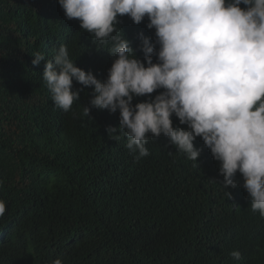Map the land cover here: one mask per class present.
I'll list each match as a JSON object with an SVG mask.
<instances>
[{
  "label": "trees",
  "instance_id": "16d2710c",
  "mask_svg": "<svg viewBox=\"0 0 264 264\" xmlns=\"http://www.w3.org/2000/svg\"><path fill=\"white\" fill-rule=\"evenodd\" d=\"M117 19L144 61L139 34L156 41L147 16L139 25ZM61 43L77 67L107 79L110 44L94 43L58 0H0V264H264V217L251 211L239 172L241 186L224 189L220 163L200 137L197 161L163 134L137 161L119 132V111L91 106L93 87L74 80L79 100L68 112L55 106L43 73ZM37 51L46 60L34 66Z\"/></svg>",
  "mask_w": 264,
  "mask_h": 264
},
{
  "label": "clouds",
  "instance_id": "9594fccd",
  "mask_svg": "<svg viewBox=\"0 0 264 264\" xmlns=\"http://www.w3.org/2000/svg\"><path fill=\"white\" fill-rule=\"evenodd\" d=\"M58 2L65 17L78 19L94 43L110 44L107 49L115 59L107 79L101 81L76 66L67 45L54 47L43 80L55 106L68 112L79 100L74 80L93 87L91 106L119 111V132L126 136V147L137 161L150 155L146 144L161 134L197 161L201 149L194 141L200 137L220 163L224 189L241 186L239 172L251 198V211L264 217V0ZM125 15L137 25L147 16V28L155 29V43L139 34L144 61L117 28L118 16ZM32 55L34 66L46 60L39 51ZM153 56L158 62H153ZM158 89L163 91L152 97ZM142 96L148 99L133 104L134 97ZM89 112L84 107L85 115ZM173 116L187 128L174 126ZM107 131L118 138L113 135L116 127ZM5 210L0 200V216ZM230 255L235 261L242 258L238 250ZM53 264L63 261L57 258Z\"/></svg>",
  "mask_w": 264,
  "mask_h": 264
}]
</instances>
